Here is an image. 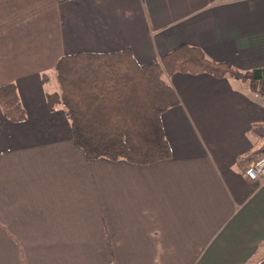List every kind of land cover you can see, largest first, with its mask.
<instances>
[{
  "label": "crops",
  "instance_id": "1",
  "mask_svg": "<svg viewBox=\"0 0 264 264\" xmlns=\"http://www.w3.org/2000/svg\"><path fill=\"white\" fill-rule=\"evenodd\" d=\"M180 45L241 72L264 68V0H0V264H264V92L235 78L175 74L162 118L172 158L88 160L60 106L56 64L131 49L138 63Z\"/></svg>",
  "mask_w": 264,
  "mask_h": 264
},
{
  "label": "trees",
  "instance_id": "2",
  "mask_svg": "<svg viewBox=\"0 0 264 264\" xmlns=\"http://www.w3.org/2000/svg\"><path fill=\"white\" fill-rule=\"evenodd\" d=\"M56 73L60 92L47 95L49 110L64 107L73 140L86 158L138 166L172 158L162 118L180 100L167 77L209 74L264 86V68L241 72L187 45L145 65L138 63L131 49L64 56L56 64ZM0 106L9 121L27 120L15 85L0 87Z\"/></svg>",
  "mask_w": 264,
  "mask_h": 264
},
{
  "label": "built area",
  "instance_id": "3",
  "mask_svg": "<svg viewBox=\"0 0 264 264\" xmlns=\"http://www.w3.org/2000/svg\"><path fill=\"white\" fill-rule=\"evenodd\" d=\"M264 92V89H262ZM246 178L251 181H263L264 180V155L251 162L244 172Z\"/></svg>",
  "mask_w": 264,
  "mask_h": 264
},
{
  "label": "rangeland",
  "instance_id": "4",
  "mask_svg": "<svg viewBox=\"0 0 264 264\" xmlns=\"http://www.w3.org/2000/svg\"><path fill=\"white\" fill-rule=\"evenodd\" d=\"M262 89H264V86H263V88Z\"/></svg>",
  "mask_w": 264,
  "mask_h": 264
}]
</instances>
